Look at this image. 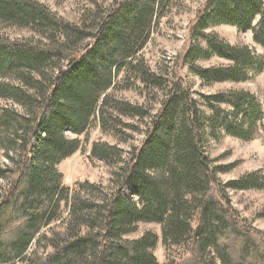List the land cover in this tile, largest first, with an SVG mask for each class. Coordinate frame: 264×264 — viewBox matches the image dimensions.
<instances>
[{"label":"trees","instance_id":"obj_1","mask_svg":"<svg viewBox=\"0 0 264 264\" xmlns=\"http://www.w3.org/2000/svg\"><path fill=\"white\" fill-rule=\"evenodd\" d=\"M163 2L120 0L88 25H76L36 0H0V24L32 28L47 41L0 38V78L18 75L28 87L0 83V98L24 107L17 112L0 106V149L8 160L0 165V180L6 181L0 188V264H16L31 243L42 241L47 254L30 257L26 264H159L152 253L157 235L124 238L138 223L160 225L162 243L184 250L182 257L163 264H264V233L237 218L227 194V189L264 188V175L251 172L222 184L217 176L227 169L213 166L204 150L206 133L216 136L220 130L243 140H264V111L249 92L202 95L211 112L206 118L190 93L175 86L138 148L113 174L107 194L97 199L81 195L96 190L88 182L72 191L62 186L57 164L80 146L78 139L66 138V130L84 135L95 112L102 125L115 109L143 114L141 107L122 102L109 113L114 97L108 92L123 69L126 76L136 70L137 79H148L135 55ZM214 25L251 31L254 42L264 47V0H207L189 28L195 44H189L186 57L195 74L207 84L246 81L249 70L262 68L260 59L249 47L231 46L207 32ZM200 41L207 43L206 50ZM199 53L231 64L192 65ZM48 68L55 73L47 76ZM111 153L120 161L117 148L92 149L101 160ZM65 204L68 215L56 224Z\"/></svg>","mask_w":264,"mask_h":264},{"label":"rangeland","instance_id":"obj_2","mask_svg":"<svg viewBox=\"0 0 264 264\" xmlns=\"http://www.w3.org/2000/svg\"><path fill=\"white\" fill-rule=\"evenodd\" d=\"M64 21L80 25L89 24L93 18L106 14L111 6L120 0H36ZM207 0H164L159 8L155 9L147 40L135 55L137 62L148 71V79L139 80L137 71L129 72L126 76L124 69L115 77L114 88L109 91L114 97L110 101L108 112L115 108L116 102L128 103L141 107L142 115H123L119 110L112 111L113 117L106 116V123L102 125L95 112L89 122L87 131L82 136H76L69 130L64 132L67 139H78L79 150L57 164V171L62 175V186L72 191L78 184L88 182L96 186V190L81 191L84 196L99 198L100 194H107L112 188L114 173H118L129 159L130 152L138 148L146 128L152 118L158 114L163 100L170 95L175 86L188 91L191 98L196 100L197 107L207 118L211 112L207 108L203 96L217 93L245 91L252 94L256 103L264 111V47L256 44L251 31H239L228 25L211 26L207 32L215 34L225 43L242 47L247 46L252 50L257 59H260L262 68L249 70V77L242 82H215L205 83L191 69L187 63L191 57H186L189 44V28L196 21L198 13L202 10ZM0 38L8 41H27L37 43L44 41L40 32L32 28H19L12 25L0 24ZM203 50L207 43L200 41L198 44ZM188 60V61H187ZM65 62L55 63L63 66ZM231 63L217 56L207 57L199 53L192 65L201 68L225 67ZM54 70L47 69V76L54 74ZM150 75L153 76L150 78ZM10 83L27 90V86L19 81L18 75H9L0 78V83ZM0 106L8 107L17 112H24V107L10 99L0 98ZM226 110H231L228 105H223ZM117 108V107H116ZM107 145L119 150L107 160H101L92 154L93 146ZM204 150L213 166L226 168L227 171L218 174L219 181L224 184L237 180L248 173L260 172L264 175V140L260 137L243 140L233 137L223 130L216 136L206 133ZM8 160L0 149V165L6 166ZM6 185L5 180H0V188ZM127 197H131L128 190H124ZM230 205L237 214V218L264 233V188L248 190L227 189ZM136 201V198H133ZM68 215L67 205H63L61 216L56 224H60ZM49 226L42 230V235L49 231ZM147 232L158 236L159 241L152 253L159 264L169 259H179L184 255L181 247L165 246L161 240V226L155 223H138L136 230L124 238L135 240ZM47 245L33 242L25 258L16 264H26L28 258L45 256ZM217 264H220L217 262Z\"/></svg>","mask_w":264,"mask_h":264}]
</instances>
